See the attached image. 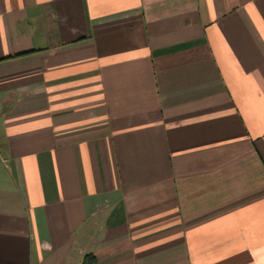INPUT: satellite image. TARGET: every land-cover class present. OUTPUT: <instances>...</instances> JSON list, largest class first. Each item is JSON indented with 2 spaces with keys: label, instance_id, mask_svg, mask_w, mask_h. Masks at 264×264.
<instances>
[{
  "label": "crops",
  "instance_id": "0c3cea01",
  "mask_svg": "<svg viewBox=\"0 0 264 264\" xmlns=\"http://www.w3.org/2000/svg\"><path fill=\"white\" fill-rule=\"evenodd\" d=\"M264 264V0H0V264Z\"/></svg>",
  "mask_w": 264,
  "mask_h": 264
},
{
  "label": "trees",
  "instance_id": "16d2710c",
  "mask_svg": "<svg viewBox=\"0 0 264 264\" xmlns=\"http://www.w3.org/2000/svg\"><path fill=\"white\" fill-rule=\"evenodd\" d=\"M82 264H97V261L94 255L87 254L84 256Z\"/></svg>",
  "mask_w": 264,
  "mask_h": 264
}]
</instances>
